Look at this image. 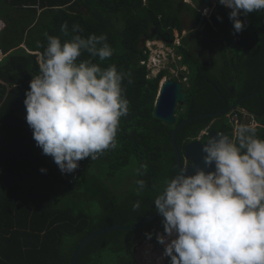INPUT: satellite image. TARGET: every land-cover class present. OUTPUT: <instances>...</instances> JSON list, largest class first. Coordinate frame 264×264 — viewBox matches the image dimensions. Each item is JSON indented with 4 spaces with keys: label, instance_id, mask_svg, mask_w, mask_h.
Returning a JSON list of instances; mask_svg holds the SVG:
<instances>
[{
    "label": "trees",
    "instance_id": "obj_1",
    "mask_svg": "<svg viewBox=\"0 0 264 264\" xmlns=\"http://www.w3.org/2000/svg\"><path fill=\"white\" fill-rule=\"evenodd\" d=\"M191 2L202 5L205 0ZM215 4L202 30H196L194 45L186 38L177 47L180 64L187 68L181 74L187 78L188 103L178 108L177 124L170 127L154 116L161 81L169 73L161 70L150 77V51L142 47V39H151L155 27L171 36L174 30L181 34L183 8L197 29L201 14L192 5L183 0H0V80L5 83H0V264H72L76 248L89 234L118 224L134 226L156 214L154 199L163 182L178 172L172 144L176 126L194 115L229 107L233 101L226 80L228 86L236 85V100L258 93L240 100L239 107L255 116L257 135L264 139V10L241 16L245 29L234 35L231 9L219 0ZM65 23L67 35L61 31ZM74 24L84 31L74 33ZM45 33L62 42L77 34H106L114 54L93 62L102 68L115 64L119 71L131 73L132 83H123L130 112L121 120L117 149L94 161H79L72 174L61 173L53 158L42 154L26 121L24 100L33 76L39 75L37 61L48 43ZM206 41L224 56L233 55L226 65H219V80L205 73L209 66L195 60L192 50ZM90 58L85 52L79 59ZM224 118H203L184 126L176 138L180 153L208 127L233 138L234 127ZM143 164L148 169L140 175ZM125 178L136 191H123ZM138 180L146 185L139 192ZM136 201L141 207L133 211ZM162 220L159 216L132 230L96 237L82 250L78 264H139L141 252L164 251L156 239L164 233Z\"/></svg>",
    "mask_w": 264,
    "mask_h": 264
},
{
    "label": "clouds",
    "instance_id": "obj_2",
    "mask_svg": "<svg viewBox=\"0 0 264 264\" xmlns=\"http://www.w3.org/2000/svg\"><path fill=\"white\" fill-rule=\"evenodd\" d=\"M219 3L231 9L234 35L245 29L241 16L264 10V0ZM61 31L68 34L67 23ZM72 31L84 30L74 24ZM45 37L47 47L37 61L39 75L33 76L26 91V121L42 154L52 157L61 173L72 174L79 161H94L117 149L121 120L130 112L123 83L125 79L132 83L131 73L119 71L115 64L102 68L93 62L114 54L106 34L87 38L77 34L64 42L47 33ZM85 52L91 58L80 60ZM179 82L187 83V78ZM239 110L246 109L239 107L230 115ZM253 119L254 123L236 126L230 119L233 138L218 132L202 145L204 165H214V171L182 166L163 182L154 205L163 217L164 233L156 234V239L164 251L147 250L148 264H160L154 260L163 256L170 258V264H264V139L258 137ZM141 168L138 174L143 175L148 165ZM190 168L195 169L192 175ZM137 185L138 192L146 186L144 180ZM140 207V201L132 205L133 211Z\"/></svg>",
    "mask_w": 264,
    "mask_h": 264
},
{
    "label": "water",
    "instance_id": "obj_3",
    "mask_svg": "<svg viewBox=\"0 0 264 264\" xmlns=\"http://www.w3.org/2000/svg\"><path fill=\"white\" fill-rule=\"evenodd\" d=\"M205 2L209 3V0H205ZM202 21H203V17H201V20L198 24V29L201 28ZM157 31H158L157 28H155L154 31L151 33V36L157 35ZM162 38L166 43L168 44L172 43V41L169 39L170 38L169 34L162 35ZM145 44H146V39L144 38L142 39V47L145 46ZM183 86H184L183 83L179 81H175L173 79H166L162 81V83L160 84L159 94H158L157 101L155 104L154 116L155 118L161 120L164 124L170 127L175 126L177 123L176 108L178 106H185L188 103V92L183 88ZM254 96H256V94H254ZM245 99L246 98H244L243 100ZM237 105L238 103L232 106L230 109H227L225 111H219L213 114L205 113V114L194 115L176 126L174 133L172 135V144H173L175 154H176L178 171L182 166L190 167L194 165L200 168H203L206 172L215 170L214 165L211 168H208L204 165V162H203V156L205 154L202 152V145L206 144L208 141L201 142L200 140L197 139V140H193L189 142L185 147V156H184L185 163H183V157L176 145L177 135L184 126L190 124L191 122L199 120V119H203V118H210V117L215 118V117L225 116L228 112H230V110L234 109ZM217 134L218 132L215 130L210 131V133L207 135L208 140L211 137H216ZM188 161H190L191 164H187ZM194 171L195 169L190 168L188 170V174L192 175L194 174ZM158 216H161V215L160 214L150 215L146 217L141 223L134 225V226H123L122 224H118V225H113L110 227L100 229L98 231H95L89 234L85 239L81 241V243L76 248L74 255L72 257V264H78V259H79V256L82 250L85 248L86 245H88L96 237L113 232L115 230H126V231L132 230L136 227H139L153 220L154 218Z\"/></svg>",
    "mask_w": 264,
    "mask_h": 264
},
{
    "label": "rangeland",
    "instance_id": "obj_4",
    "mask_svg": "<svg viewBox=\"0 0 264 264\" xmlns=\"http://www.w3.org/2000/svg\"><path fill=\"white\" fill-rule=\"evenodd\" d=\"M183 1L186 4L192 5L193 7L199 9L196 5L192 4L190 0H183ZM215 2H216V0H213V4L208 6V8H207L208 9V13L207 14H202V16H204L206 18H208L210 16V14L212 12V8L215 6ZM205 7H207V6H205ZM182 10H183L182 17H183L184 24H185L184 28H186V27L187 28L181 34H179V32L176 30L177 31V32H175L176 40L174 41V43H170L171 45H167L166 46V44L163 45L162 43L157 42V41H154V42L148 41L145 44V46L150 51V57H149V60H148V68L152 72V77H157L158 74L160 73L161 69H162L164 71H168V73H169L167 76H165L163 78V80H166V79H173V80L177 79L178 81H180V80H182V74L179 71H182V70L186 71L187 70V68L185 66H182L180 64L181 57H179V55L177 53V47L182 45L183 39H186V38H188L191 41L193 40L192 42H194V40H196V38H195L196 30H198L197 32L199 33L200 32L199 30H202V28L198 29V26H197V29H194V26H193L194 25L193 24L194 20L191 17L190 12L185 10V8H183ZM201 37H204V36H201ZM214 49H215V51H217L216 47H214ZM246 59L247 58L242 59V62L245 61ZM173 65H175V66H173ZM219 65L220 64H217V65H215L213 67H209L208 69L205 70V73L210 78H214V79H218L219 80V78H218V76L220 74L219 70L221 69ZM150 77H151V75H150ZM225 82L228 85V81L226 80ZM185 84H187V83H185ZM185 84H184L183 88L187 91L188 87H186ZM233 90L234 89L232 88V93L234 92ZM179 107L180 106L177 107V110H178ZM180 115H181V112H180ZM178 116L179 115L177 114V117ZM224 117L225 118L223 120L225 121L227 126H231L230 119H231L232 116L229 115L228 117H226V116H224ZM130 174H132V170L129 172V175ZM125 181H126V183H125V187H124L123 191H131V190L136 191L135 185H132L130 183V180L125 178ZM160 234H162V233H160ZM146 254H147V250L143 251V252H141L139 254V264H148V262L151 260V258H149ZM164 261H163V258H155V260H154V262H159L160 264H164Z\"/></svg>",
    "mask_w": 264,
    "mask_h": 264
},
{
    "label": "flooded vegetation",
    "instance_id": "obj_5",
    "mask_svg": "<svg viewBox=\"0 0 264 264\" xmlns=\"http://www.w3.org/2000/svg\"><path fill=\"white\" fill-rule=\"evenodd\" d=\"M194 4V3H193ZM194 5H196V4H194ZM199 9H197V8H195L196 10H198V12L201 14V17H203V21L205 20V19H207L206 17H204V16H202V14H205L204 13V10L206 9V8H208V6H210V0H209V3H206V2H204V4H202V5H196ZM205 6H207V7H205ZM201 8V9H200ZM203 21H202V23H203ZM184 27H185V24H184ZM155 28H157V27H155ZM155 28H152L151 29V33L154 31V29ZM187 28V27H186ZM185 28V29H186ZM184 29V30H185ZM157 35H155V36H150L151 37V39H148V38H145L146 39V41H151V42H154V41H157V42H160V43H162L163 45L164 44H166V46L167 45H169V44H167L164 40H163V38H162V35H164V34H169V36H170V40L172 41V43H174V41L176 40V38H175V32H177L176 30H174L173 31V38H172V36H171V33L170 32H166V33H162V32H160L159 31V29L157 28ZM183 30V31H184ZM153 38V39H152ZM193 41V40H192ZM192 41H190L191 42V44L192 45H194V43H195V41L194 42H192ZM193 51V53H194V55H195V60L197 61V62H200V63H202L203 65H206V66H209V67H213V66H215V63L216 64H223V65H226L227 64V62L230 60V59H232L233 58V55L232 54H230L229 52H227V54H226V56H224V54L222 53V51L220 52V51H215V49H214V46H212L211 45V43H210V41H206V42H204V43H202L201 44V47L200 48H197V46L192 50ZM175 81H178L177 79H174ZM259 84H260V81H258V85H257V88H258V86H259ZM235 86V87H234ZM234 86H228V85H226V89L229 91V93H230V100L231 101H233L232 103H231V105L229 106V107H227L226 109H224V110H221V111H225V110H227V109H230L232 106H234V105H236L237 103H238V105L234 108V109H232V110H230V112H228L225 116L226 117H228L230 114H231V112L232 111H234V110H236L237 108H239V101L240 100H243L244 98H246L245 100H247L248 98H250V97H255L254 96V94H256V96H257V92L256 93H254V94H252V95H244L243 97H241V99L240 100H236L237 99V97H238V95H237V92H236V85H234ZM232 88L234 89L233 91V93H232ZM248 97V98H247ZM224 102H225V104H227V99L226 98H224ZM176 112H177V108H176ZM231 116V115H230ZM176 117H177V113H176ZM221 117H224V116H221ZM215 120H217V119H215ZM177 124V123H176ZM215 124V121H213L212 122V125H214ZM211 125V126H212ZM210 129H209V131H207V132H204L203 133V131L201 132V134L198 136V140H200L201 142H207L208 141V134L210 133ZM220 134H223V135H226V134H224V133H220ZM207 136V137H206ZM228 136V135H227ZM206 137V138H205ZM230 137V136H229ZM182 157H183V163H185V159H184V156H185V152H183L182 154ZM187 164H191V162L190 161H188L187 162Z\"/></svg>",
    "mask_w": 264,
    "mask_h": 264
},
{
    "label": "built area",
    "instance_id": "obj_6",
    "mask_svg": "<svg viewBox=\"0 0 264 264\" xmlns=\"http://www.w3.org/2000/svg\"><path fill=\"white\" fill-rule=\"evenodd\" d=\"M147 67H148V62H147ZM150 72H151V70H150ZM248 114L249 113L246 110H239L237 112H233L232 117H231V121L233 124H235V126L240 124V123H254L253 116L249 117Z\"/></svg>",
    "mask_w": 264,
    "mask_h": 264
},
{
    "label": "crops",
    "instance_id": "obj_7",
    "mask_svg": "<svg viewBox=\"0 0 264 264\" xmlns=\"http://www.w3.org/2000/svg\"><path fill=\"white\" fill-rule=\"evenodd\" d=\"M216 5V4H215ZM215 7V6H214ZM214 7H213V9L212 10H214ZM2 58L0 57V60H1ZM0 83H2V84H5L2 80H0ZM166 259H167V257H164L163 256V261H164V264H166ZM156 264V263H155Z\"/></svg>",
    "mask_w": 264,
    "mask_h": 264
},
{
    "label": "bare ground",
    "instance_id": "obj_8",
    "mask_svg": "<svg viewBox=\"0 0 264 264\" xmlns=\"http://www.w3.org/2000/svg\"><path fill=\"white\" fill-rule=\"evenodd\" d=\"M207 9V8H206Z\"/></svg>",
    "mask_w": 264,
    "mask_h": 264
}]
</instances>
